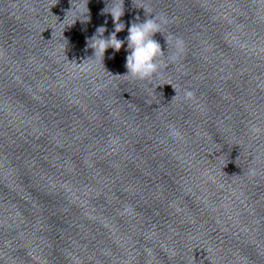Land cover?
Masks as SVG:
<instances>
[{
  "label": "water",
  "instance_id": "obj_1",
  "mask_svg": "<svg viewBox=\"0 0 264 264\" xmlns=\"http://www.w3.org/2000/svg\"><path fill=\"white\" fill-rule=\"evenodd\" d=\"M86 3L0 0V179L116 167L264 176V134L249 132L264 128V4L124 0V46L102 63L88 41L100 26L104 38L115 30L102 14L111 0H88L87 13ZM149 16L169 20L153 37L164 52L159 71L120 77L128 28ZM169 35L185 42L174 62Z\"/></svg>",
  "mask_w": 264,
  "mask_h": 264
},
{
  "label": "clouds",
  "instance_id": "obj_2",
  "mask_svg": "<svg viewBox=\"0 0 264 264\" xmlns=\"http://www.w3.org/2000/svg\"><path fill=\"white\" fill-rule=\"evenodd\" d=\"M257 2L264 4V0H257ZM87 3L86 13L88 12ZM123 5L124 0H111V7L108 5L105 9H103L102 14L110 13L115 30L107 38H104L103 34L106 31V28L104 26H100L96 29V34L88 41V47L94 50V58H98L102 61V63L107 49L111 48L115 52H119L124 46L125 40L118 39L116 35V33L123 31L125 28L124 23L121 22V17L124 15ZM149 17L150 18H147L143 23H132L128 28V36L125 38L127 42V51L129 53L126 57L125 64L127 73L120 77L130 76L134 79L145 81L153 78L159 71L160 64L158 61L159 58L163 57L164 52L161 49L160 43L153 37L156 33H162L164 26L169 23V20L164 16ZM88 18L89 17H87V19ZM105 23H107V21H105ZM165 38L167 44L169 42H173L175 51L169 59L174 62L184 53L185 42L182 38L172 37L171 35ZM109 59H111V57H109ZM81 65H83V63ZM257 87L264 89V81L260 82ZM184 95L185 99L194 97V93L190 90H186ZM249 132L250 134L257 136L264 134V128L256 124H252L249 127ZM169 134L174 139L182 138L181 134L174 125L169 126ZM255 174L256 170L254 168H250L249 175L254 176Z\"/></svg>",
  "mask_w": 264,
  "mask_h": 264
}]
</instances>
